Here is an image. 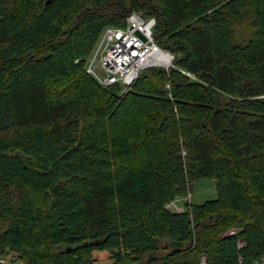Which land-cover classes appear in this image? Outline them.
I'll list each match as a JSON object with an SVG mask.
<instances>
[{
	"label": "trees",
	"instance_id": "trees-1",
	"mask_svg": "<svg viewBox=\"0 0 264 264\" xmlns=\"http://www.w3.org/2000/svg\"><path fill=\"white\" fill-rule=\"evenodd\" d=\"M133 12L156 19L174 67L123 92L87 66ZM203 180L216 200L167 209ZM0 251L24 264L264 257V0H0Z\"/></svg>",
	"mask_w": 264,
	"mask_h": 264
},
{
	"label": "built area",
	"instance_id": "built-area-1",
	"mask_svg": "<svg viewBox=\"0 0 264 264\" xmlns=\"http://www.w3.org/2000/svg\"><path fill=\"white\" fill-rule=\"evenodd\" d=\"M156 19H145L142 15L133 12L127 18L123 27H108L100 37L92 57L89 59L87 73L100 85L110 86L121 84L125 92L135 83L140 74L150 68L161 67L169 70L174 67V55L163 49L155 40L154 29ZM99 62L105 76H101L95 69ZM76 63H79L77 61ZM192 195L178 199L167 205V209L173 213L185 211V204L191 203ZM182 204H179V203ZM237 228L226 232L223 238L235 236ZM239 248L245 246V241L238 242ZM242 263V259H240ZM12 255H6L0 251V264H15ZM200 264H208L206 256L201 258ZM255 264H264V257Z\"/></svg>",
	"mask_w": 264,
	"mask_h": 264
},
{
	"label": "rangeland",
	"instance_id": "rangeland-1",
	"mask_svg": "<svg viewBox=\"0 0 264 264\" xmlns=\"http://www.w3.org/2000/svg\"><path fill=\"white\" fill-rule=\"evenodd\" d=\"M95 69L99 75L105 76L99 62L95 64ZM190 194L192 195L191 203L194 205H202L205 202L213 201L218 198L216 183L214 180L196 182L193 185L192 193ZM179 204L182 203L180 202ZM12 257H15V255L12 254ZM93 258L95 259V264H112L114 262L112 254L109 252H94ZM15 264L24 263L22 261H17Z\"/></svg>",
	"mask_w": 264,
	"mask_h": 264
},
{
	"label": "water",
	"instance_id": "water-1",
	"mask_svg": "<svg viewBox=\"0 0 264 264\" xmlns=\"http://www.w3.org/2000/svg\"><path fill=\"white\" fill-rule=\"evenodd\" d=\"M51 3V1H48V4Z\"/></svg>",
	"mask_w": 264,
	"mask_h": 264
}]
</instances>
